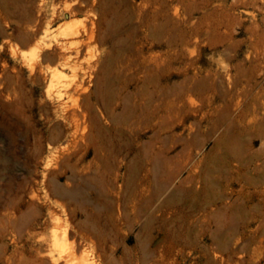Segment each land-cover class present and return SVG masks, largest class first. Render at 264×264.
Segmentation results:
<instances>
[{"label": "rangeland", "instance_id": "rangeland-1", "mask_svg": "<svg viewBox=\"0 0 264 264\" xmlns=\"http://www.w3.org/2000/svg\"><path fill=\"white\" fill-rule=\"evenodd\" d=\"M0 17V264H66L64 235L94 264H264V157L250 142L264 124L244 128L264 120L262 90L235 124L242 154L225 178L207 171L213 148L225 162L223 94L237 120L247 84L262 86L238 63L257 57L240 39L264 29V0H0ZM43 38L67 42V66L32 56ZM201 179L247 220L227 253L183 233Z\"/></svg>", "mask_w": 264, "mask_h": 264}, {"label": "crops", "instance_id": "crops-1", "mask_svg": "<svg viewBox=\"0 0 264 264\" xmlns=\"http://www.w3.org/2000/svg\"><path fill=\"white\" fill-rule=\"evenodd\" d=\"M252 28L250 25L245 27V31L247 32V36L243 39H240L241 45L246 44L248 51H252L255 55L257 54V57L251 60L250 63L246 65H242V63H238L239 66V72L238 74L243 76L246 75L250 80L255 79L261 72L264 73V29L261 31H252ZM261 50V53H258V51ZM232 53V52H231ZM262 86L258 84H252L248 83V100L245 105V111L242 112L239 116V118L236 120L233 118V104L235 103V99L232 97L230 100L228 99V96L226 93L223 94L224 98V121L227 122V115L230 114V122L226 125L221 144L225 145V148L223 149V155H224V164L223 166L219 164L217 166L216 164V154L218 147L213 148L210 150L208 154V166L207 171L209 172V176L211 178L215 176L214 174H210L211 172L223 171L225 173L224 178L226 177L227 170L231 167V159L235 156H240L242 154L240 145L243 142V132L241 129L250 127L251 130L254 129V127H260L262 124H264V120L261 122H256L254 124H247L244 128H236L237 122H242L243 118L246 115V119L256 113H258V110L263 106L261 103H259L258 100V93L259 90H262L264 92V78H263ZM242 85V84H241ZM228 90L225 89V92ZM231 91V90H230ZM209 92H211V89H209ZM232 96V95H231ZM215 97L214 99L209 96L208 102L209 106L212 107V105H215ZM209 123L212 122L211 118L212 116H208ZM228 126H230V129H228ZM228 129V130H227ZM228 131V132H227ZM227 132V133H226ZM247 136L246 139V146L249 139V134L244 133ZM256 141H260V147L256 148ZM251 147L252 150L259 153L258 157L252 158V160H256L259 158L264 157V134L263 135H257L254 137L251 141ZM219 145V146H220ZM247 148V147H246ZM248 151V150H247ZM249 155V152H248ZM228 162L226 163V161ZM230 160V161H229ZM247 170V169H245ZM256 171H262L264 170V164L260 168L256 167ZM264 172V171H263ZM203 180L201 179L200 185H196L197 188V194L195 196L187 201L184 199L182 201V210H183V226L184 231L183 233L195 235V234H202L207 235L209 239L211 240V243L214 246H217L218 251H223L224 253H227V249L224 244V239L227 236H238L243 235L247 232V220H241L237 217V213H234L233 211H230L229 208H226V199H222L221 201L218 200L216 193L219 190L216 185H214L212 182L209 183V185L205 186L202 185ZM251 209L249 211L258 212L261 210L260 207H255L254 204H258V201L255 200L254 202H251ZM241 210H246L248 212V208H241ZM262 211V210H261ZM190 224L193 225V231L189 232L187 231V226ZM263 231L259 232V234H262Z\"/></svg>", "mask_w": 264, "mask_h": 264}, {"label": "bare ground", "instance_id": "bare-ground-1", "mask_svg": "<svg viewBox=\"0 0 264 264\" xmlns=\"http://www.w3.org/2000/svg\"><path fill=\"white\" fill-rule=\"evenodd\" d=\"M35 17H37V16H35ZM14 18L16 20H13V23H12L11 26H14L18 32L26 33L28 35L35 34V28H36L35 25L31 26V28L28 29L26 27V24H24V22L20 19L19 15L16 14L14 16ZM69 29L72 30L73 28L70 27ZM67 34L71 38H74V37H77L80 33H78V32H68ZM67 38H69V37H67ZM57 49H59V52H57L58 51ZM67 50H68L67 42L64 41L62 43L61 42L53 43L52 40L50 41V40H48L46 38H43L41 40V42L37 45L35 51L32 53V56H36L37 59L40 58V59H42L44 61V60L51 59V57H52V53L51 52H53L56 55L54 60H60L61 61L60 62L61 63V67L64 68L65 66H67L69 64V61H68L69 57H67L65 55ZM39 61L40 60H38V62ZM54 75H55V77L57 79H60V74L55 72ZM67 241H68L67 235H64V237L62 239H57L55 241V244H54L59 250H61V252H65L66 253V255H65L66 264H94L90 259H88V257H79V258H77L75 256L74 252L68 247Z\"/></svg>", "mask_w": 264, "mask_h": 264}]
</instances>
